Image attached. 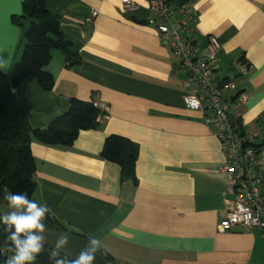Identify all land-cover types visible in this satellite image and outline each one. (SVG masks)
<instances>
[{
    "label": "crops",
    "instance_id": "0c3cea01",
    "mask_svg": "<svg viewBox=\"0 0 264 264\" xmlns=\"http://www.w3.org/2000/svg\"><path fill=\"white\" fill-rule=\"evenodd\" d=\"M24 1L0 0V53H11V66L24 46L12 21ZM133 1L137 8L127 11L122 0H47L79 63L69 65L54 50L46 68L53 89L29 78L17 90L31 127L47 128L72 100L97 103L105 114L70 146L32 140L33 200L67 228L100 239L122 264H264L260 233L220 228L235 202L221 170V142L201 113L185 107L178 60L161 44L148 0ZM185 5L200 53L208 36L222 41L218 78L233 83L229 101L247 95L243 130L264 158V0ZM111 136L137 144L135 180L122 179L120 166L101 156Z\"/></svg>",
    "mask_w": 264,
    "mask_h": 264
},
{
    "label": "trees",
    "instance_id": "16d2710c",
    "mask_svg": "<svg viewBox=\"0 0 264 264\" xmlns=\"http://www.w3.org/2000/svg\"><path fill=\"white\" fill-rule=\"evenodd\" d=\"M182 1L185 4L190 0ZM22 8L23 14L12 18L23 31L22 57L17 63L14 61L11 78L0 71V203H7L5 197L10 192L26 191L33 199L37 191L36 165L31 152L33 139L51 146H70L81 132L96 129L104 115L94 102L72 100L69 110L47 128L31 127L17 98V90L29 78H34L45 91L53 89L55 78L46 68L54 50H61L69 65H76L79 59L70 51L60 19L48 12L47 0H25ZM101 156L120 166L122 179L135 180L139 156L137 144L121 136H111L106 140ZM44 223L46 229L81 235L51 218L49 213ZM8 235L7 226L0 221V264H5L7 257L14 254L9 251ZM52 251L44 248L34 264H53ZM100 253L109 263L115 262L104 250ZM61 257L58 253L57 258Z\"/></svg>",
    "mask_w": 264,
    "mask_h": 264
},
{
    "label": "built area",
    "instance_id": "2783aa9c",
    "mask_svg": "<svg viewBox=\"0 0 264 264\" xmlns=\"http://www.w3.org/2000/svg\"><path fill=\"white\" fill-rule=\"evenodd\" d=\"M122 3L127 11L137 8L133 0ZM148 7L154 15L153 24L161 44L170 48L178 60L174 74L183 76L185 107L201 113L221 142L224 156L221 170L235 195L234 207L220 223L221 230L239 226L264 238V158L254 146V136L243 130L242 106L247 95L240 94L229 101L226 94L233 90V83L218 78L222 41L217 36H208L206 49L200 53L196 20L181 0H148ZM94 105L105 114V109Z\"/></svg>",
    "mask_w": 264,
    "mask_h": 264
},
{
    "label": "clouds",
    "instance_id": "9594fccd",
    "mask_svg": "<svg viewBox=\"0 0 264 264\" xmlns=\"http://www.w3.org/2000/svg\"><path fill=\"white\" fill-rule=\"evenodd\" d=\"M11 59V53H0V71L7 73L11 70ZM5 199L7 210L0 209V221L8 228L7 240L11 242L9 251L14 253L7 257L5 264H34L46 245L53 249L50 253L53 264H94L96 254L104 250L100 239L88 237L87 243L73 258L71 253L66 251L71 242V235L60 232L56 233L55 240L47 239L44 220L51 210L46 205L30 199L26 191L10 192ZM60 252L68 259L57 258Z\"/></svg>",
    "mask_w": 264,
    "mask_h": 264
},
{
    "label": "water",
    "instance_id": "95a60500",
    "mask_svg": "<svg viewBox=\"0 0 264 264\" xmlns=\"http://www.w3.org/2000/svg\"><path fill=\"white\" fill-rule=\"evenodd\" d=\"M7 203H0V209L7 210L6 209ZM47 230V239L49 241H53L56 238V233H60L61 231L57 230H52V229H46ZM71 235L70 237V245L66 251H69L73 258H75V255L79 252V250L87 243V238L86 236L82 235H77L73 233H68V232H63ZM44 248H48L53 250L50 246L46 245ZM62 257L68 259L67 256L64 255L63 252L59 253ZM97 259L94 261V264H109V261L107 258L102 255L101 253H97Z\"/></svg>",
    "mask_w": 264,
    "mask_h": 264
},
{
    "label": "rangeland",
    "instance_id": "374dc122",
    "mask_svg": "<svg viewBox=\"0 0 264 264\" xmlns=\"http://www.w3.org/2000/svg\"><path fill=\"white\" fill-rule=\"evenodd\" d=\"M24 47V46H23ZM23 49L24 48H22V52H23ZM20 51V48L16 51V53H18ZM21 57H22V55H21ZM21 57L19 58V60H14V61H16V63L17 62H19L20 61V59H21ZM14 63V62H13ZM14 65V64H13ZM13 65L11 66V70H10V73L9 74H7V76L9 77V78H11V76H12V73H13Z\"/></svg>",
    "mask_w": 264,
    "mask_h": 264
}]
</instances>
